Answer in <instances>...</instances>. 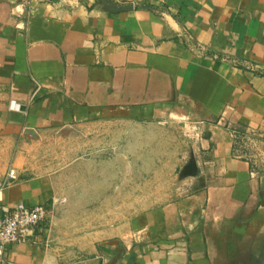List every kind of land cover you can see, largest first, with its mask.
<instances>
[{
  "label": "crops",
  "instance_id": "1",
  "mask_svg": "<svg viewBox=\"0 0 264 264\" xmlns=\"http://www.w3.org/2000/svg\"><path fill=\"white\" fill-rule=\"evenodd\" d=\"M245 65L264 70V0H0V147L98 127L99 191L135 198L8 264H264V74ZM59 193L24 177L0 206ZM140 193L163 198L139 213Z\"/></svg>",
  "mask_w": 264,
  "mask_h": 264
},
{
  "label": "rangeland",
  "instance_id": "2",
  "mask_svg": "<svg viewBox=\"0 0 264 264\" xmlns=\"http://www.w3.org/2000/svg\"><path fill=\"white\" fill-rule=\"evenodd\" d=\"M113 150L108 149V154ZM18 152L22 153V167L15 162ZM100 154L104 153L99 146L98 127L65 129L48 133L43 140L30 141L25 146L0 147V189L24 177L57 174L60 193L53 198L56 202L47 230L71 232L70 237H78L97 233L101 228L109 229L116 220L124 222L129 218L130 205L135 198L131 202L129 194L108 192L104 195L99 191L102 183ZM12 170H15L14 179L9 177ZM161 198L163 196L158 194L140 193L138 212L142 213L148 200Z\"/></svg>",
  "mask_w": 264,
  "mask_h": 264
},
{
  "label": "built area",
  "instance_id": "3",
  "mask_svg": "<svg viewBox=\"0 0 264 264\" xmlns=\"http://www.w3.org/2000/svg\"><path fill=\"white\" fill-rule=\"evenodd\" d=\"M192 49L206 53V50L198 43H193ZM213 57L225 61H237L226 54H215ZM245 66L264 74V70L257 66ZM9 177L12 179L16 178L15 170L9 173ZM9 184L1 188L0 192ZM55 202L53 199L51 202L35 206H29L25 203H18L13 207L0 206V264H8V253L12 246L18 243L34 242L46 232L50 226Z\"/></svg>",
  "mask_w": 264,
  "mask_h": 264
}]
</instances>
